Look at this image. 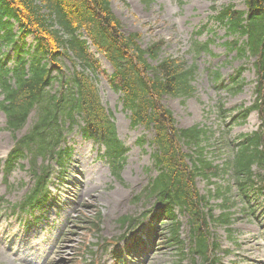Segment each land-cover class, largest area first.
<instances>
[{
	"label": "trees",
	"instance_id": "obj_1",
	"mask_svg": "<svg viewBox=\"0 0 264 264\" xmlns=\"http://www.w3.org/2000/svg\"><path fill=\"white\" fill-rule=\"evenodd\" d=\"M112 1L0 0V110L13 133L23 130L34 115L31 128L16 138L6 159L8 173L21 160H28L34 179V186L15 208L27 213L44 209L49 200L50 161L64 167L70 148L63 143L76 125H80L85 138L105 145V155L118 175L125 159V146L117 137L100 96L98 79L104 76L114 91L121 94L132 125H143L154 132L152 157L158 174L137 198L154 202L160 208L159 216L172 219L170 236L164 235L161 245L183 243L180 222L175 218L180 207L189 216L193 264L198 259L200 264H216L214 258L218 257L221 243L212 229L215 216L196 180L198 175L212 178L231 171L232 186L227 190L217 188V192L227 197L235 187L242 199L252 195L254 179L264 183V172H254L255 166L264 171V0H246L245 10L228 4L214 16L230 37L225 41L229 50L242 58H255L256 99L241 114L248 117L250 111L257 110L262 118L260 129L241 135L235 145L223 136V143L232 152L224 165L215 164L204 154L207 131L199 125L177 127L173 111L163 102L165 95L194 94L196 65L181 56L161 57L164 41L156 40L143 47L140 33L125 34ZM84 31L110 61L113 73H108L89 52L86 41L80 38ZM29 35H34L35 44H29ZM209 44L194 40L190 52L199 55ZM67 60L71 69L66 66ZM9 61H13L12 67L8 66ZM244 70L238 68L232 77L238 88L243 84ZM214 74L218 81L220 75ZM220 105L225 119L228 110ZM185 145L195 147L198 157L187 153ZM40 159L48 163L41 165ZM228 201L227 197V206ZM232 214L224 213L220 220L231 225ZM92 219L91 222L82 219L80 223L89 222L91 230H99L101 218L96 213ZM139 219L140 216L126 215L121 221L123 225H131ZM85 228L89 229L88 225Z\"/></svg>",
	"mask_w": 264,
	"mask_h": 264
},
{
	"label": "rangeland",
	"instance_id": "obj_2",
	"mask_svg": "<svg viewBox=\"0 0 264 264\" xmlns=\"http://www.w3.org/2000/svg\"><path fill=\"white\" fill-rule=\"evenodd\" d=\"M244 1H112V9L121 20L125 34L140 33L143 47L156 40L164 41L161 57L184 55L189 62L195 60L189 52L194 33L207 25L199 39H215V42H211L209 52H202L195 60L196 91L189 97L166 95L163 101L174 111L177 127L187 128L199 124L209 131V137L203 145L207 147L209 158L216 163H224L229 157L228 152L215 149L220 145L217 141L226 130L217 103L223 100L226 108L251 105L255 100L256 73L252 66L254 59L239 58L236 52L228 54L224 42L230 38L212 16L223 5L233 3L238 8H244ZM44 11L47 12L46 9ZM33 40V36H30L29 42ZM98 58L103 68L112 73V65L103 56ZM9 65L13 66V61ZM241 65L246 66L243 73L246 84L241 92H235L230 89V85ZM66 66H72L68 60ZM214 71L219 72V81L214 78ZM98 86L103 104L115 121L117 136L126 147V160L121 172L118 176L113 175L108 161L103 157L104 147L85 139L80 133V125H76L67 134L64 144L71 147L65 161V178L58 176V166L54 164L51 199L43 211L36 212L37 219L11 206L21 202L34 184L28 160L21 162L25 167L17 166L7 176L4 174L6 158L14 145L15 136L29 131L34 115L23 130L13 133L7 127L4 112L0 110V259H3L0 264H118V255L119 264L181 263L182 246L156 245L162 234H167L165 227L168 220L153 217L156 211L150 213L154 210L152 203L145 197L137 198L158 173L152 159L151 140L154 133L144 126L131 125L130 113L123 109L120 94L111 88L107 79L99 76ZM260 123L259 113L253 112L246 121L235 122L228 137L234 139L242 133L253 132ZM184 149L192 153L186 146ZM39 163L47 164L48 161L40 159ZM219 183L226 186L228 180L223 178ZM198 185L204 194L214 192L215 186L205 179L199 178ZM254 200L259 204L255 203L248 210V215L238 209V220L232 232L225 226H216L224 249L229 251V254L224 253L222 264H264V197L255 196ZM211 203L215 205L214 213L219 215L222 212L219 206L221 200L214 197ZM98 211H102L99 234L98 230H91L89 222L80 223L82 219L90 221ZM143 212L149 216L146 220L140 219L142 223L137 234L131 235L130 240L148 243H145L142 251L131 252L133 247L127 242H118L119 237L125 234L120 218L124 215L140 216ZM179 217L183 221L181 235L188 242V229L185 227L187 216L179 212ZM87 225L89 229L85 228ZM85 238L87 242H84ZM85 247L87 249L84 251ZM123 249L125 253L121 255ZM11 250H17L19 256L14 258ZM127 253L131 255L127 256ZM185 257L184 264H192L191 258L188 255Z\"/></svg>",
	"mask_w": 264,
	"mask_h": 264
},
{
	"label": "bare ground",
	"instance_id": "obj_3",
	"mask_svg": "<svg viewBox=\"0 0 264 264\" xmlns=\"http://www.w3.org/2000/svg\"><path fill=\"white\" fill-rule=\"evenodd\" d=\"M11 253H12V256H13L14 258H17V257L19 256L17 250H11ZM2 260H3V259H0V261H2Z\"/></svg>",
	"mask_w": 264,
	"mask_h": 264
}]
</instances>
